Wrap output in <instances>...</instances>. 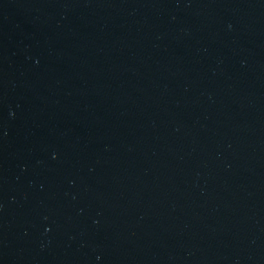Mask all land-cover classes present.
<instances>
[{"label":"water","instance_id":"1","mask_svg":"<svg viewBox=\"0 0 264 264\" xmlns=\"http://www.w3.org/2000/svg\"><path fill=\"white\" fill-rule=\"evenodd\" d=\"M0 264H264V0H0Z\"/></svg>","mask_w":264,"mask_h":264}]
</instances>
